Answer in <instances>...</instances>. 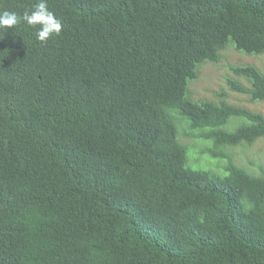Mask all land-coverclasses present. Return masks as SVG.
<instances>
[{
	"label": "trees",
	"instance_id": "1",
	"mask_svg": "<svg viewBox=\"0 0 264 264\" xmlns=\"http://www.w3.org/2000/svg\"><path fill=\"white\" fill-rule=\"evenodd\" d=\"M47 5L46 43L39 24L0 28V264H264V162L234 150L264 139V114L188 89L229 45L264 55V0ZM226 68L264 102L259 67ZM173 112L218 171L187 163Z\"/></svg>",
	"mask_w": 264,
	"mask_h": 264
},
{
	"label": "rangeland",
	"instance_id": "2",
	"mask_svg": "<svg viewBox=\"0 0 264 264\" xmlns=\"http://www.w3.org/2000/svg\"><path fill=\"white\" fill-rule=\"evenodd\" d=\"M230 46L232 45H229V48L224 51L225 56L221 62L217 64L207 63L202 66L199 79L190 81L188 89L190 88L194 100L203 98L212 101L220 100V92L226 91L228 94L227 100L229 103L246 107L255 112L264 114V102L251 103L247 95L229 91L226 84V76L230 74L226 68L227 63H252L264 72V55L246 56L236 51L233 46ZM173 114L179 129V140L187 147V163L190 166H193L191 165V162L199 160V165L197 166V164H195V168L201 167L215 172L218 171V169L221 168V165L223 164L222 161L213 158L208 152V149L212 147L213 143L199 137H196L194 140L195 142H193L192 139L184 137L181 126V121L184 120H182V116L177 112H173ZM234 150L238 152L239 161H241L245 167H249V169L254 172L257 171V169L252 167L248 161L250 159H254L255 161L258 159H263L262 162H264V139L258 141L248 149L238 147Z\"/></svg>",
	"mask_w": 264,
	"mask_h": 264
},
{
	"label": "clouds",
	"instance_id": "3",
	"mask_svg": "<svg viewBox=\"0 0 264 264\" xmlns=\"http://www.w3.org/2000/svg\"><path fill=\"white\" fill-rule=\"evenodd\" d=\"M21 22H26L28 25L39 24L41 27L36 33V37L44 43L50 37L59 35L62 29L60 20L49 10L47 0H39L31 11L25 10L22 16L9 11L0 13V28H10Z\"/></svg>",
	"mask_w": 264,
	"mask_h": 264
}]
</instances>
